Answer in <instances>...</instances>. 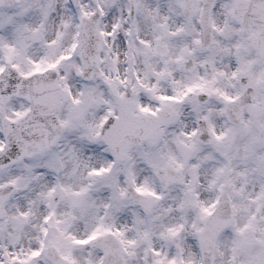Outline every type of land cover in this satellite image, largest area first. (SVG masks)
<instances>
[{
  "label": "snow or ice",
  "instance_id": "1",
  "mask_svg": "<svg viewBox=\"0 0 264 264\" xmlns=\"http://www.w3.org/2000/svg\"><path fill=\"white\" fill-rule=\"evenodd\" d=\"M0 264H264V0H0Z\"/></svg>",
  "mask_w": 264,
  "mask_h": 264
}]
</instances>
